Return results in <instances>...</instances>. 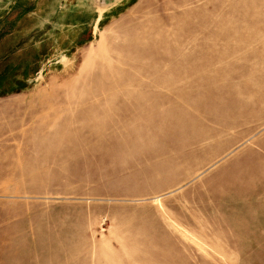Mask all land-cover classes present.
Listing matches in <instances>:
<instances>
[{
  "label": "rangeland",
  "instance_id": "rangeland-1",
  "mask_svg": "<svg viewBox=\"0 0 264 264\" xmlns=\"http://www.w3.org/2000/svg\"><path fill=\"white\" fill-rule=\"evenodd\" d=\"M105 6L0 2V264H264V0Z\"/></svg>",
  "mask_w": 264,
  "mask_h": 264
},
{
  "label": "crops",
  "instance_id": "crops-1",
  "mask_svg": "<svg viewBox=\"0 0 264 264\" xmlns=\"http://www.w3.org/2000/svg\"><path fill=\"white\" fill-rule=\"evenodd\" d=\"M20 0H0V2L4 3L5 6H10V7H14ZM119 5H117L118 7ZM120 8V7H118ZM96 12V11H95ZM113 13H117V11H114ZM112 13V14H113ZM102 15V14H101ZM101 15H93V16H87L88 18H86L84 21H80L79 19H76L73 21L74 24H76L77 26H84L83 28L80 29V31H78L81 35H87L90 32H92L93 34L96 32V29L100 27V25L102 24V20L104 19V14L101 17ZM92 28V29H91ZM79 35L75 37H73L71 39V42L73 45H78L80 43V41L82 39L79 38ZM73 40V41H72Z\"/></svg>",
  "mask_w": 264,
  "mask_h": 264
},
{
  "label": "water",
  "instance_id": "water-1",
  "mask_svg": "<svg viewBox=\"0 0 264 264\" xmlns=\"http://www.w3.org/2000/svg\"><path fill=\"white\" fill-rule=\"evenodd\" d=\"M124 0H98L99 5L103 2L104 5H106L105 9L107 8H114L115 6L119 5L120 3H122ZM95 9L97 8V6L94 4ZM104 8V7H101ZM72 12H75L74 10H72Z\"/></svg>",
  "mask_w": 264,
  "mask_h": 264
}]
</instances>
